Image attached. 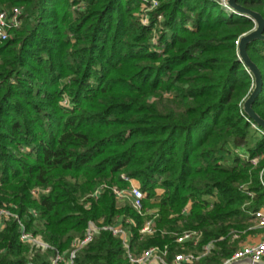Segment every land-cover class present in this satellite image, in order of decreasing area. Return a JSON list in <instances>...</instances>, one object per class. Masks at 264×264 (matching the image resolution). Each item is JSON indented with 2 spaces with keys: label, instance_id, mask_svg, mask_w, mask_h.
<instances>
[{
  "label": "trees",
  "instance_id": "16d2710c",
  "mask_svg": "<svg viewBox=\"0 0 264 264\" xmlns=\"http://www.w3.org/2000/svg\"><path fill=\"white\" fill-rule=\"evenodd\" d=\"M157 2L142 26L139 0H0L23 9L0 42V207L15 215L0 231V264H50L90 223L99 232L73 264H129L103 227L122 225L135 255L166 247L167 262L210 246L192 264H223L258 232L250 214L264 208V130L242 109L254 81L237 44L254 24L220 0ZM237 4L264 19V0ZM247 54L264 121V41ZM122 176L145 195L142 215L116 202ZM152 210L154 233L142 236ZM20 224L49 248L22 243ZM186 231L201 234L197 245L176 243Z\"/></svg>",
  "mask_w": 264,
  "mask_h": 264
},
{
  "label": "built area",
  "instance_id": "2783aa9c",
  "mask_svg": "<svg viewBox=\"0 0 264 264\" xmlns=\"http://www.w3.org/2000/svg\"><path fill=\"white\" fill-rule=\"evenodd\" d=\"M142 5L145 9V26L149 25V12L154 11L158 7L157 0H142ZM226 0H221L222 7L229 13L235 14V12L230 9L226 4ZM23 9L21 7H14L10 10H5L0 8V42H3L9 38L10 32L13 30H17L21 27L23 22ZM158 21H161L162 18L160 16L157 17ZM147 23V24H146ZM153 43L156 44V39H153ZM238 44V42H237ZM253 128L257 129L256 126L252 125ZM258 130V129H257ZM262 135L264 132L258 130ZM251 164L255 165L257 160H250ZM122 179L128 183V187L124 189H120L118 187H113L111 189L116 202L121 203H129L131 207L137 212V214H143L142 203L145 199V195L141 192L139 187L135 184L136 182L128 177L122 176ZM262 185L264 186V181H262ZM106 188L102 186L94 191L91 194L93 199H97L102 190ZM41 193L40 189H34L31 192L33 198H37ZM46 193V191H44ZM162 192L159 191L157 199L154 200L153 203L159 201ZM156 196V195H155ZM248 196L251 198L252 195L248 193ZM188 208L184 211L187 212ZM156 210H152L149 212L153 216V218L147 220L143 227L140 229L139 233L142 236H149L154 233V216L156 215ZM35 216V213H33ZM255 223V228L264 229V208H260L256 211L251 212L250 214ZM15 217V215L11 212L9 207L3 206L0 207V231L3 230L5 226V222H7L10 218ZM128 224H132V220L126 221ZM103 230H110L112 235L119 237L122 240L123 246L126 250V258L129 264H192L198 261L200 258L205 257L209 251L210 246H206L202 249L200 254L195 255L191 252L188 253H178L175 254L173 259L170 262H167L166 255L167 249L164 247L163 249L152 247L147 250H144L139 255L133 254L129 250L128 246V233L123 228L122 225H115L113 227H103ZM99 229L93 224L90 223L88 228L86 229L85 236L82 239L76 240L72 246L71 250L66 253H55L50 258V264H73V260L75 258V254L82 247L90 243L94 237L98 234ZM201 237L200 233L195 231H186L177 236L176 243L180 245H184L186 243H191L193 246L197 245ZM19 239L22 243L28 244L34 248L46 250L49 246L44 243L39 237L33 236L31 233L27 232L23 225L20 224V236ZM249 258L252 263H258L263 261L264 259V238L255 244H245L242 245L231 257V259L226 260L223 264H230L233 261H238L242 259Z\"/></svg>",
  "mask_w": 264,
  "mask_h": 264
},
{
  "label": "water",
  "instance_id": "95a60500",
  "mask_svg": "<svg viewBox=\"0 0 264 264\" xmlns=\"http://www.w3.org/2000/svg\"><path fill=\"white\" fill-rule=\"evenodd\" d=\"M238 0H226L225 4L232 9L235 14L250 19L254 27L252 30L244 34L238 42V58L246 67L247 71L253 78V86L250 94L243 103L242 109L247 117L252 120L257 126L264 130V121L253 111L252 105L261 93L262 90V79L261 73L258 67L251 61L247 54V46L254 41H264V19L263 17L254 11L241 7L237 4ZM264 180V173H263ZM230 264H264V261L258 263H252L249 258L233 261Z\"/></svg>",
  "mask_w": 264,
  "mask_h": 264
},
{
  "label": "rangeland",
  "instance_id": "374dc122",
  "mask_svg": "<svg viewBox=\"0 0 264 264\" xmlns=\"http://www.w3.org/2000/svg\"><path fill=\"white\" fill-rule=\"evenodd\" d=\"M139 8H138V10H137V12H135L134 13V15H135V17H137L138 18V20H139V22H140V24L142 25V26H145L144 24V22H145V9H144V7H143V5H142V0H139ZM220 3H221V0H220ZM74 7H78V4H76V5H73V8ZM1 8V7H0ZM5 10H10V9H5ZM151 12H153V11H150L149 13H151ZM150 15V14H149ZM148 18H150V17H148ZM147 21H150V19H148ZM147 24V23H146ZM149 26V25H148ZM151 33H152V36H151V43L153 44V46H156L157 45V42H156V44L155 43H153V39H156L157 38V31H156V28L155 27H153L152 28V31H151ZM160 51V50H159ZM65 100V99H64ZM251 143H252V141H251ZM137 186H138V184L137 183H135ZM139 187V186H138ZM158 193H159V190L156 192V196L154 197V200L155 199H157V197H158ZM152 201H153V199H152ZM124 203H121L120 205H123ZM254 222V221H253ZM255 224V223H254ZM255 228V227H254ZM257 229V228H256ZM258 230H260V229H258ZM258 232H260L261 234L262 233H264V230H261V231H258ZM252 236L253 235H250V236H248L249 238H252ZM247 237V238H248ZM246 240L247 239H245L244 240V242H246ZM191 253H193V254H195V255H198V254H200V252H195V251H191ZM263 261H264V259H263Z\"/></svg>",
  "mask_w": 264,
  "mask_h": 264
},
{
  "label": "crops",
  "instance_id": "0c3cea01",
  "mask_svg": "<svg viewBox=\"0 0 264 264\" xmlns=\"http://www.w3.org/2000/svg\"><path fill=\"white\" fill-rule=\"evenodd\" d=\"M261 230H264V229H260V230H258V231H261ZM264 238V233H260V232H257L256 234H254L253 236H252V238H246L247 240H246V242H244L243 243V245H245V244H255V243H257V242H259L260 240H262Z\"/></svg>",
  "mask_w": 264,
  "mask_h": 264
}]
</instances>
